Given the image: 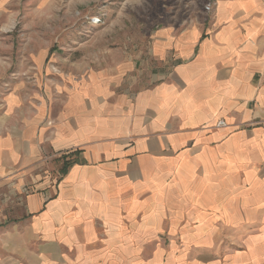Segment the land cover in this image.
I'll return each mask as SVG.
<instances>
[{"label":"crops","instance_id":"1","mask_svg":"<svg viewBox=\"0 0 264 264\" xmlns=\"http://www.w3.org/2000/svg\"><path fill=\"white\" fill-rule=\"evenodd\" d=\"M150 55L0 84V264H264V0Z\"/></svg>","mask_w":264,"mask_h":264},{"label":"rangeland","instance_id":"2","mask_svg":"<svg viewBox=\"0 0 264 264\" xmlns=\"http://www.w3.org/2000/svg\"><path fill=\"white\" fill-rule=\"evenodd\" d=\"M223 1L0 0V84L9 91L16 79H34L37 57L44 62L38 73L44 82L50 72L128 61L145 82L157 66L150 55L156 33L207 29Z\"/></svg>","mask_w":264,"mask_h":264},{"label":"built area","instance_id":"3","mask_svg":"<svg viewBox=\"0 0 264 264\" xmlns=\"http://www.w3.org/2000/svg\"><path fill=\"white\" fill-rule=\"evenodd\" d=\"M210 4V3H209ZM208 4V6L210 7V5ZM208 7V8H209ZM208 11H209V9H207ZM262 123H264V121H262ZM226 127H228L227 125H226V123L223 121V120H220V121H218L217 123H216V125H215V127H213V128H218V129H222V128H226Z\"/></svg>","mask_w":264,"mask_h":264},{"label":"trees","instance_id":"4","mask_svg":"<svg viewBox=\"0 0 264 264\" xmlns=\"http://www.w3.org/2000/svg\"><path fill=\"white\" fill-rule=\"evenodd\" d=\"M71 165V162L68 161H64L62 168H61V172L64 173L65 170Z\"/></svg>","mask_w":264,"mask_h":264}]
</instances>
